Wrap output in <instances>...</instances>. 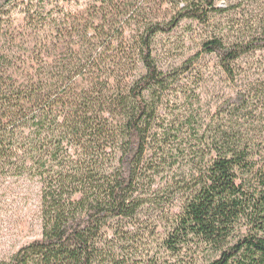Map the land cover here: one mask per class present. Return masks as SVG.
<instances>
[{
    "label": "trees",
    "instance_id": "16d2710c",
    "mask_svg": "<svg viewBox=\"0 0 264 264\" xmlns=\"http://www.w3.org/2000/svg\"><path fill=\"white\" fill-rule=\"evenodd\" d=\"M15 1L0 0V25ZM31 1L38 8L25 12L26 54L18 59L13 44L0 55V178L40 183L42 238L0 264H161L156 257L119 258L103 233L114 223L134 220L156 198L150 193L158 179L169 181L178 160L188 159L176 146L184 128L168 127L159 113L182 69L159 68L155 38L184 20L207 24L223 9L218 0H181L169 22L144 11L100 9L86 26L75 22L58 31L66 42L83 36L94 48L77 60L76 44H69L68 60L57 67L39 61L43 48L55 50L60 40L40 33L55 20L50 3ZM115 1L122 3L97 0L103 6ZM100 30L103 41L96 35ZM110 46L120 55L102 67L104 47ZM203 51L234 78L236 62L264 53V31L233 42L215 36L203 43ZM35 62L43 64L40 69ZM141 68L144 73L130 79ZM254 108L264 112V80L230 98L224 112L247 119ZM209 139L208 153L196 152L187 174L168 183L181 205L166 218L164 249L175 264H264V158L258 153L263 142L259 147L245 140L236 124Z\"/></svg>",
    "mask_w": 264,
    "mask_h": 264
},
{
    "label": "rangeland",
    "instance_id": "374dc122",
    "mask_svg": "<svg viewBox=\"0 0 264 264\" xmlns=\"http://www.w3.org/2000/svg\"><path fill=\"white\" fill-rule=\"evenodd\" d=\"M47 1L50 3L47 6L51 11L50 20H55L40 33L44 36L49 33L54 40L59 37L58 31L69 29L75 22L86 26L94 20V14L100 9L109 8L114 13L119 9L120 12L131 13L144 11L149 18L169 22L176 15V5L183 3L181 0H120L122 3L115 1L103 6L97 0ZM218 5L223 13L212 16L207 24L184 20L173 32L162 33L155 38L153 49L159 68L164 72L182 69L178 80L164 94L159 113L168 127L176 125L184 128L182 141L176 146L182 147L183 152L179 155L187 156L188 159L178 160L179 164L171 169L169 181L158 179L150 193L156 198L148 201L134 220L119 221L105 229L103 241L119 258L156 257L161 264H175V260L164 249L163 242L168 228L166 218L178 212L181 199L177 192L169 194L172 192L168 187L171 188L173 183H168L171 180L179 182L180 177L187 174L194 154L204 152L209 138L219 130L236 124L245 140L256 141L259 147L263 142L258 153L264 158V112H255L254 108L247 119L243 116L232 117L224 112V106L230 98L248 89L249 85L264 80V53L242 57L234 64L235 76L231 78L216 56L203 51V43L215 36H223L227 42H233L245 39L258 30L264 31V0H218ZM37 8V1L31 0H16L8 8L6 13L9 14L3 16L4 23L0 25V55L11 52L8 48L14 44L16 49L13 51L18 59L24 57L27 50L25 41L28 38L25 12L30 10L35 13ZM116 19L113 23H116ZM90 34L95 35V32L92 30ZM96 35L101 41L105 40L102 30L96 32ZM59 38L55 50L51 48L47 53V49L43 48L39 61H47L49 64L54 62L57 67H61L68 60L69 44H76L77 48L72 49L78 54L75 55L77 60H85L89 50L94 48L90 47L87 38L83 36L74 41V38H70L67 42L61 39L63 37ZM115 47H104L105 62L102 67L112 65L114 58L120 55L119 48ZM35 51L39 56L40 49ZM99 51L102 53V48ZM41 65L35 62L37 69ZM143 73L142 68L131 72L130 79H136V76ZM205 153H208L207 150ZM40 188V183L30 178H0V259L9 258L23 246L42 238L38 209ZM199 264H203V261Z\"/></svg>",
    "mask_w": 264,
    "mask_h": 264
}]
</instances>
